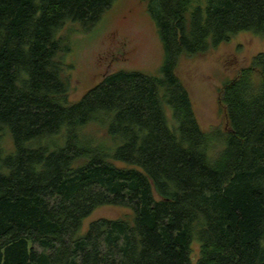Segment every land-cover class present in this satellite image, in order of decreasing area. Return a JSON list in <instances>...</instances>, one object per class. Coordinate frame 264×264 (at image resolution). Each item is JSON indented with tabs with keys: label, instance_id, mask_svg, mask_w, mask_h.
<instances>
[{
	"label": "trees",
	"instance_id": "trees-1",
	"mask_svg": "<svg viewBox=\"0 0 264 264\" xmlns=\"http://www.w3.org/2000/svg\"><path fill=\"white\" fill-rule=\"evenodd\" d=\"M114 1L0 0V264H264V53L220 90L226 132L200 129L175 73L264 39V0H153L159 74L113 72L71 103L60 34ZM101 206L132 217L82 232Z\"/></svg>",
	"mask_w": 264,
	"mask_h": 264
},
{
	"label": "rangeland",
	"instance_id": "rangeland-1",
	"mask_svg": "<svg viewBox=\"0 0 264 264\" xmlns=\"http://www.w3.org/2000/svg\"><path fill=\"white\" fill-rule=\"evenodd\" d=\"M152 5L153 0H115L94 26L86 30L73 24L64 27L60 35L69 46L63 57L69 102H77L113 72L159 74L164 55L151 16ZM261 53H264V39L254 33L240 32L203 53L179 57L175 73L189 95L202 131L226 132L220 90L237 77L240 69L250 67ZM131 217L129 209L101 206L83 220L81 231L100 218L130 220ZM191 247L195 260L198 244Z\"/></svg>",
	"mask_w": 264,
	"mask_h": 264
}]
</instances>
